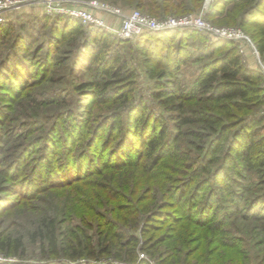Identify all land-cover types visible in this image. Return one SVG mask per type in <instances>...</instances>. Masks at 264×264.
Listing matches in <instances>:
<instances>
[{
  "label": "rangeland",
  "instance_id": "obj_1",
  "mask_svg": "<svg viewBox=\"0 0 264 264\" xmlns=\"http://www.w3.org/2000/svg\"><path fill=\"white\" fill-rule=\"evenodd\" d=\"M17 1L19 8L6 15L5 23L11 22V30L0 33V241L7 243V250H0V264H130V257L136 258V264H264V177L239 173L238 160L232 162L223 155L227 142L222 145L216 164L206 172L195 173L198 165L203 166L200 149L204 146L201 143L206 144L207 140L199 139L201 130L196 125L185 126L178 133L173 124L181 115L205 111L215 104L201 94L188 92L182 111L163 108L156 97L159 95L157 79L146 73L149 66L144 55L133 48V40L116 36L113 31L119 21L109 14L98 12L112 27V32L81 27L84 35L76 37L70 32L79 22L67 19L70 26L64 30L66 17L56 11L64 3ZM74 1L97 2L125 14L137 10L127 0ZM217 1H211L203 18L214 28L241 30L250 44L245 40L235 42L241 63L247 69L260 71L253 54L254 50L259 53V60L264 63V53L259 52L257 43L259 28L249 24L240 29L227 24L224 12L207 19ZM49 5L52 10H47ZM231 5L223 11L231 9ZM216 7L219 11V6ZM202 8L203 5L196 8L193 4L184 13L158 20L198 16ZM261 11L264 13V7ZM98 30L115 38L114 47L133 72L128 102L124 98L114 100L113 95L104 104V100L95 101L92 92L74 90L91 78V70L87 72L77 62L85 37ZM182 32L188 33L187 30ZM157 34L151 33L152 39L141 45H147L144 47L150 50L155 75L172 70L170 77L161 80H170L166 84L170 92L176 91L177 85L194 82L204 64L230 47L216 48L217 41L200 32L173 42ZM178 59L184 64L180 65ZM263 75L260 85L264 89ZM123 88H117L123 90L122 95L127 93ZM180 103L174 102L175 105ZM250 107L245 115L234 107L227 110L236 115L232 124L239 125L230 133L243 127L242 119L261 121L252 132L256 140L263 141L264 96L262 101H253ZM66 111L89 119L90 126L95 127L103 118L117 112L121 129L107 126L94 144L91 141L93 130L88 137L84 135L81 139L82 136L76 134L71 137L73 143L71 139L64 143V132L60 133L61 128L57 126ZM160 123H164L173 136H178V141L172 144L163 141V146L147 150L146 142L157 136ZM131 124L137 125L135 132L134 129L129 132ZM16 162L22 167L17 168ZM13 165L15 169L10 172ZM211 191L220 196L223 209H227L222 212L225 213L224 223L217 220L216 227L210 223L205 225L197 220L194 210L195 218H186V202L190 201L191 205L196 200V208L195 204L192 206L198 210ZM238 197H243V202L236 208ZM148 221L151 231L142 236ZM50 228L59 246L55 255L51 254L53 248L46 239ZM108 230L119 234L120 260L115 258L117 239L111 242L108 253L100 250L102 244L109 245ZM80 233L87 235L96 247L93 259L85 256L72 259L69 256L72 249L62 251L60 248L63 239L73 240ZM131 240H134L132 244Z\"/></svg>",
  "mask_w": 264,
  "mask_h": 264
},
{
  "label": "trees",
  "instance_id": "obj_2",
  "mask_svg": "<svg viewBox=\"0 0 264 264\" xmlns=\"http://www.w3.org/2000/svg\"><path fill=\"white\" fill-rule=\"evenodd\" d=\"M172 1L173 0H127V2L132 3V7H134L135 9L140 10L143 14H147L157 19H160L167 15L184 13V11L186 12L193 4L194 6H196V8L203 5V0H174L173 3ZM229 4H232L231 9H229L228 11H223V8H225ZM216 6H219V11H217ZM261 7H264V0H219L214 4V6H212L206 17L207 19L208 17H217L219 15H222L224 12L225 17L227 18V24L236 25L237 28L240 29L246 27L249 24H253L257 28H259L257 33V43L258 49L260 51L258 49L257 50L261 53H264V13L263 11H261ZM65 17L66 19H64V30L67 29L68 26H70V22L67 19L76 20L67 16ZM73 26L74 24L71 25V27ZM260 26L263 27L261 28ZM81 27L84 28L81 24H75L70 32L72 34L71 36H83L84 33L81 31ZM11 28V22L2 24L0 25V33H8ZM183 30H187L188 33L184 34L182 32ZM197 32L204 33L212 38L208 33L196 29H173L162 32L144 33L143 35L134 39L131 43H133L132 46L134 49L138 50L142 55H144L143 58L145 57V63L147 66H149L147 67L148 69H146V73H148L150 77H152V79L154 78V76L157 79L156 83L158 85H156V88L159 92V95H157L156 97H158L157 99L161 102V106L163 108L174 107L176 111H182L184 109L183 101L188 98V92L195 95L201 94L207 97L210 102L215 104L210 108L207 107L208 110L206 109L205 111L200 110L194 111L190 115H181L179 119H176V121L173 122L176 128L175 130H177L178 133H181V128L185 126L196 125L198 129L201 130V132L198 133L199 139L205 138L207 140L206 144L201 143V145L204 146H202L200 149L203 166L198 165L195 173L197 172L198 174L199 172H206L210 166L216 164L222 145L227 142V152L225 151L223 155L229 161L237 162L238 160L237 169L239 170V173H245L247 175L249 173H253L262 178L264 177V149H262V147L264 146V140H256L255 135L252 132V129H254L256 125L260 124L261 121H259L258 123H254V120L248 122L242 119L240 120V124H242L243 127L230 133L231 130H235V128H237V126L239 125L238 123L232 124V120H236V115L230 113L227 110H230L232 107H234L236 111L243 112L242 115H245L248 110H251L250 106L252 105L253 101H262V97L264 96V89L260 85L263 74L259 70H252L244 67V65L241 63L240 55L237 54L238 51L235 42H226L212 38L214 41H217L216 43H214V47L217 48V46L228 45L230 46L229 49L221 53V55L211 60L210 62L204 64L200 68L199 75L194 82L182 86L177 85L175 86L176 91L173 92H170L168 86H166V84H169L167 82L170 80L161 82V80H163L164 78L170 77L172 70H163L159 74L155 75V69L151 67L153 59L149 55L150 50H148V48H145L147 45H141L143 41L150 40L149 38L153 36L151 35V33H158L156 36L163 35L168 39L169 42H173L176 39L179 40L181 39V37H185L186 35L197 36ZM114 41V37L109 34L100 32L99 30L96 32L91 31L90 33H88L87 37H85L80 46V49L83 52L80 53L81 57L79 58L77 64H80V66H82V68L87 72L91 70L92 75L88 83H81L79 86L75 87L74 90L76 92H92L95 101L97 100L100 103H102L103 100L105 101L106 99L112 98L113 95L115 96L114 100L124 98L125 101L128 102L129 97L132 94L131 86L134 75L133 72L129 70L126 61L123 60L118 48L114 47ZM166 51L167 49L165 50V52ZM150 54L153 55L154 52L151 51ZM168 54L169 51L166 52L167 56ZM179 62L180 65L184 64V61L179 60ZM119 86H124L123 89H126L127 93L123 95L120 94L123 90H118L117 88ZM261 93H263V95L259 96V94ZM176 100L181 101L182 103L175 105L174 102ZM106 103L107 101L104 102V104ZM261 120L264 121V119ZM59 121L60 125L57 126V129L59 127L61 128L60 133L64 132V143H68L69 139H71V142L73 143V139L71 137H75L76 134L77 136H82L81 139L84 137V135H87L88 137V135L92 134L91 132L93 130L94 133L92 134L93 137L91 141L92 144H94V140L99 134L102 135L103 132L106 131L107 126L112 129H121V121L119 118V113L117 112L112 113V115L105 119L103 118L101 124L97 127L93 125L90 126L89 119L86 118V120H84L83 118L76 117L70 111L64 112L62 118H60ZM134 126L132 124L128 126V128L131 130L129 132H132L133 129L134 132L136 131L135 128L137 127V125ZM158 128L159 131L157 133V136L155 138H151L146 142L147 150L154 151L160 145L163 146L165 142L172 144L178 141V136H173L172 133L168 132V129H166L164 123H160V125H158ZM95 144L97 145V143ZM15 166L17 168H21L22 164H18V162H16ZM15 166H12L13 169H11L10 172H13ZM32 174L33 173H30L29 176H32ZM238 198L239 201L237 203L235 202L236 208L237 206H240L241 202H243V197ZM221 200L222 199H220V196L217 195L215 191H211L210 194L206 195L205 203H203L202 207H200V209L198 210L193 209L192 206L195 204L194 208H196V200H194V202L192 201L191 205L190 201L188 204V201L186 200V206L188 210L184 216L186 218L194 219L195 217H193V212L196 211L198 218L197 220H200V222H203L205 225L206 223H210L211 226H215L217 225V223H215L217 220L218 222L224 223V221L226 220L224 219L225 213L222 212L227 209H223ZM253 202L249 206H251ZM231 204L233 207L235 206L232 202ZM188 205H190V208ZM238 215L247 217V214L245 215L238 213ZM150 221H148V223L143 228L142 236H145L146 232L149 233L151 231L148 229L150 226ZM51 229L52 228H50V230ZM54 235L55 234L53 229L46 235V239L49 241L50 247L53 248L51 250V254L53 255H55L54 253L59 247L56 243ZM108 237H110L109 240L107 239L109 245L102 244L100 250L102 251V253H108V251L111 249V242L117 239L118 243L116 247H118V255L115 258L120 260L122 244L119 245V242L121 241V239L119 238V234H111V232H109L108 230ZM132 242H134V240L129 241V243L131 244ZM6 246L7 243L5 241H0L1 251H6ZM20 246L18 247V249L20 248ZM60 246V248H62V251H64V249L67 251L72 249V253L69 255L72 259L83 256L89 259H93L95 256L94 251L96 250V247L92 244L89 237H87V235L83 233H80V235H75L73 240L67 241L63 239V242ZM135 259L133 257H130L128 260L130 264H136V262L134 261ZM140 264L147 263L141 262Z\"/></svg>",
  "mask_w": 264,
  "mask_h": 264
},
{
  "label": "built area",
  "instance_id": "obj_3",
  "mask_svg": "<svg viewBox=\"0 0 264 264\" xmlns=\"http://www.w3.org/2000/svg\"><path fill=\"white\" fill-rule=\"evenodd\" d=\"M212 0H205L201 13L198 16H184L178 18H165L158 20L148 15L142 14L137 10L125 14L118 8H109L91 2L88 4L78 3L74 0H49L51 3L63 4L64 6L57 7L56 11L69 18L76 19L84 28L105 29L112 32V27L98 15V12L109 14L119 21L118 27L113 31L116 36L123 40H134L144 33L153 31H167L169 29H178L183 27L197 28L208 33L216 40L227 42H237L245 40L243 32L239 29L231 28H214L203 18L204 11L210 5ZM17 0H0V25L6 22V15L13 10L19 8ZM47 10H52L51 5ZM247 42V40H245ZM246 44V43H245ZM247 44H249L247 42ZM250 45V44H249ZM243 53V49H240ZM255 59L259 63V69L264 74V63L260 62L259 53L253 52Z\"/></svg>",
  "mask_w": 264,
  "mask_h": 264
}]
</instances>
